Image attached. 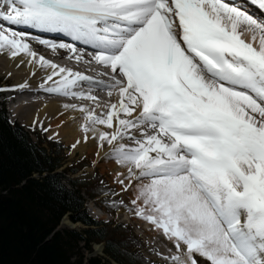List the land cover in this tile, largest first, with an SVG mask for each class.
I'll return each instance as SVG.
<instances>
[{
    "label": "snow or ice",
    "instance_id": "snow-or-ice-1",
    "mask_svg": "<svg viewBox=\"0 0 264 264\" xmlns=\"http://www.w3.org/2000/svg\"><path fill=\"white\" fill-rule=\"evenodd\" d=\"M0 3L7 9L0 8V51L52 69L45 92L96 101L75 89L118 91L100 115L80 107L83 130L112 145L110 156L127 168L116 182L124 191L135 185L134 214L173 242L177 252L165 259L264 264V22L224 0ZM250 3L264 10V0ZM11 25L90 46L111 83L38 56ZM241 26L259 37L258 47L241 38ZM40 43L82 58L75 44ZM114 121L111 133L99 130ZM125 138L137 146L119 143Z\"/></svg>",
    "mask_w": 264,
    "mask_h": 264
},
{
    "label": "trees",
    "instance_id": "trees-1",
    "mask_svg": "<svg viewBox=\"0 0 264 264\" xmlns=\"http://www.w3.org/2000/svg\"><path fill=\"white\" fill-rule=\"evenodd\" d=\"M57 146L11 123L0 103V264H148L130 226L89 215L85 193H102L101 177L66 178ZM65 215L86 227L56 229ZM99 243L103 255H93Z\"/></svg>",
    "mask_w": 264,
    "mask_h": 264
},
{
    "label": "bare ground",
    "instance_id": "bare-ground-1",
    "mask_svg": "<svg viewBox=\"0 0 264 264\" xmlns=\"http://www.w3.org/2000/svg\"><path fill=\"white\" fill-rule=\"evenodd\" d=\"M236 2H240L242 6H245L247 11L255 13L259 22H264V10H261L257 6L251 4L250 0H236ZM0 8H2L4 11H7L6 7L2 3H0ZM4 27H9V25L5 24ZM10 27L18 32H24L27 34V42L38 56H43L46 60L55 65H58L56 64V61L64 59L63 68H69L73 72H77L76 70L78 68L83 70V73L97 74L100 76V78H103V80L93 78L95 80L103 81L106 84L111 83L110 74L105 75L101 73L98 68L93 66V64L97 65V63L93 61L92 53L94 49H92L90 46L84 45L80 42L72 41L70 37L59 33L42 32L31 28H21L15 25H11ZM241 27L244 28V26ZM248 34L252 35V33L248 32L245 33V35L243 34L241 38L246 42L253 43L254 47H258V42L256 41H258L259 38H256V40L253 41L252 38L250 39L248 37ZM42 36L50 37L51 40L49 42L51 43L75 44L77 49L80 50L79 54L82 58L77 59L73 53L67 51L66 49H61L59 47L52 48L49 45L40 43L38 40H41L40 37ZM89 61L92 62L89 63ZM51 71L52 69L50 68H42L38 63L34 64L30 62V58L24 56L23 54L13 58L10 56V54L0 51V77L4 76L13 80L14 83L12 87H8V93L14 99H17V101L14 102V107L9 109L10 114H12V120H17V118H19L20 122L24 125L34 124L37 127L50 130V133L52 134L50 136H54L67 144L73 145L74 152H80L83 154L86 152L92 153L94 151L97 152V158L99 157L100 159H104V161L114 159L110 156L113 146L110 149H105V146L108 147L111 145L107 144V142H104L103 146H100L101 142L95 138L96 133L91 131L86 133L83 130L86 120L84 113L80 111V107L84 106L90 109L94 108L95 113L100 115L102 112L107 111V108L110 104L118 102V92L114 90L111 96V103L109 101L110 104L106 105L105 103L101 102V99L98 95L103 94V96H106L107 92L109 91L108 89H105L102 86L86 87L87 85L81 84L75 90L83 91L85 93L91 91V95L96 97V102H89L90 99L85 100L79 97H76L75 100L71 95H59L61 97L56 99L55 96H58L57 94H49L44 91L47 75H49ZM47 84H51V81H47ZM33 96L34 98L31 99ZM135 115H137V113H133V116ZM116 123L117 122L114 121L113 129H108L105 126H98V128L101 131H107L111 133L114 131ZM131 134L135 135L138 139L141 138L140 130L133 129ZM125 140L127 141L130 139L125 138L119 141V143H123L130 148L137 146L135 142L132 143L133 141H129L128 144H126ZM116 143V141L113 142L114 145ZM150 155H155V153H150ZM114 161L117 170H120L125 174V172H127V168L118 164L115 159ZM97 211L98 210L93 207L89 208V214L95 218L105 220L111 218V216L105 214L106 212L103 213V211ZM124 217L126 216H122L121 221H128L129 217ZM95 249L97 252L101 251L100 246L95 247ZM199 262L200 261H198V263Z\"/></svg>",
    "mask_w": 264,
    "mask_h": 264
},
{
    "label": "rangeland",
    "instance_id": "rangeland-1",
    "mask_svg": "<svg viewBox=\"0 0 264 264\" xmlns=\"http://www.w3.org/2000/svg\"><path fill=\"white\" fill-rule=\"evenodd\" d=\"M244 33H248V32L245 31ZM248 37L251 39L252 35L248 34ZM257 38L259 37L257 36ZM13 83L14 82L11 78H7L4 76L0 77V102L3 103V107L6 111V116L9 119V121L22 125L25 129L28 130V132L31 133V136L34 140L41 138L44 141L49 140L58 143L57 150L59 152V157L63 160V164L61 166V169L59 170L60 171L62 170L66 178L69 177L71 179L93 181L92 180L93 178L97 179L99 176L101 177V181L105 188L104 191L100 194H96L94 198H92L87 193H85V199L87 202L86 205L87 211L89 212V208L93 207L96 210L103 211V213L106 212L105 214L111 216V218L107 220L96 218L97 220L112 221L114 223H122L130 226L134 235L142 243V246L140 247V251L143 253L144 257L148 259L147 260L148 264H171L170 259H165V258L170 257L173 254H176L177 250L173 246V242L170 241L163 234V231L161 229H157L151 223L139 218L134 214L130 201L133 198H135L137 189L135 185H133L130 187L128 191H124L122 185L116 182L118 178L117 174L123 172L117 170L114 159H109L108 161H104V159H100L99 157L97 158L96 156L97 152L94 151L92 153L86 152L83 154H81L80 152H74L73 145L67 144L63 142L61 139H58L54 136L53 137L50 136L52 135L50 133V130L37 127L34 124L24 125L20 122L19 118H17V120H12V116H11L12 114H10L9 112L10 109L9 96L12 103L16 102L17 99H14L8 93L9 90L8 87H12ZM3 89H6L7 91ZM112 92H114V90ZM107 95L108 92L106 96H103V94L102 95L99 94L98 96L100 97L102 103L109 105L112 101L111 100L112 98L109 95L108 96ZM60 97L61 96L59 95L55 96L56 99L57 98L59 99ZM32 98H34V96L31 97V99ZM89 102H92V100H89ZM129 141L132 140H127V141L125 140V143L128 144ZM132 143H134V141ZM111 147L112 145L108 147L105 146V149L108 148L110 149ZM78 162L79 163L82 162V166L80 167L81 170L79 169L76 173L70 174L71 172L68 170V167L70 166L74 167L76 163L78 164ZM96 173H98L97 174L98 176L97 175L95 176ZM125 175H127V172H125ZM63 182L65 184H69L67 180H63ZM148 182H149L148 180L144 181V183H148ZM121 201H123V203H120ZM122 216H126L124 218L129 217L128 221H121ZM94 246L97 247L99 245L97 246L94 245ZM197 259L198 261H200L198 264L200 263L207 264V262L204 259L199 257H197Z\"/></svg>",
    "mask_w": 264,
    "mask_h": 264
},
{
    "label": "water",
    "instance_id": "water-1",
    "mask_svg": "<svg viewBox=\"0 0 264 264\" xmlns=\"http://www.w3.org/2000/svg\"><path fill=\"white\" fill-rule=\"evenodd\" d=\"M62 225H66V226H68V227H70V228H76V227L85 228V227H86V226L81 225V224H79V223H72V222L67 218V215H65V216L62 218L60 225H59L56 229H59L60 227H62ZM97 245H99V246L101 247V249L103 248V243H101V244H97ZM93 253H94V254H96V253L102 254V251L97 252V250L95 249V246H94V252H93ZM113 264H118V263L113 262Z\"/></svg>",
    "mask_w": 264,
    "mask_h": 264
}]
</instances>
